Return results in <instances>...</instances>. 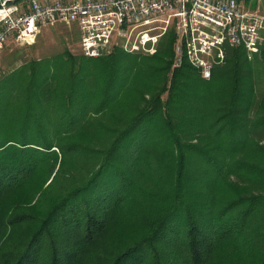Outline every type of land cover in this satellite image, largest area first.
<instances>
[{"label": "trees", "instance_id": "1", "mask_svg": "<svg viewBox=\"0 0 264 264\" xmlns=\"http://www.w3.org/2000/svg\"><path fill=\"white\" fill-rule=\"evenodd\" d=\"M173 42L0 77V264H264V48Z\"/></svg>", "mask_w": 264, "mask_h": 264}, {"label": "built area", "instance_id": "2", "mask_svg": "<svg viewBox=\"0 0 264 264\" xmlns=\"http://www.w3.org/2000/svg\"><path fill=\"white\" fill-rule=\"evenodd\" d=\"M56 23L77 29L85 57L113 48L151 54L171 30V67L184 60L202 78L227 47L242 48L247 57L264 48V14L238 0H0V54L10 43H32L43 26Z\"/></svg>", "mask_w": 264, "mask_h": 264}, {"label": "rangeland", "instance_id": "3", "mask_svg": "<svg viewBox=\"0 0 264 264\" xmlns=\"http://www.w3.org/2000/svg\"><path fill=\"white\" fill-rule=\"evenodd\" d=\"M246 9L257 8L264 14V0H238ZM79 36L73 25L56 23L43 26L30 44L16 46L7 45L0 54V77L16 70L27 63L39 59L49 58L65 51L71 55H79ZM256 92H264V71L257 78ZM165 99V93L161 95ZM101 241H98L99 243ZM45 246H43V251ZM43 260H41V264Z\"/></svg>", "mask_w": 264, "mask_h": 264}]
</instances>
